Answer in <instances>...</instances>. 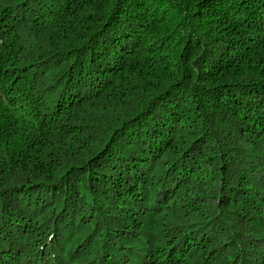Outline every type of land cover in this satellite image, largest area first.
I'll return each mask as SVG.
<instances>
[{"label":"trees","instance_id":"1","mask_svg":"<svg viewBox=\"0 0 264 264\" xmlns=\"http://www.w3.org/2000/svg\"><path fill=\"white\" fill-rule=\"evenodd\" d=\"M0 264H264V0H0Z\"/></svg>","mask_w":264,"mask_h":264}]
</instances>
